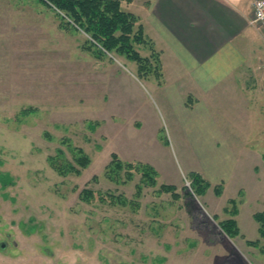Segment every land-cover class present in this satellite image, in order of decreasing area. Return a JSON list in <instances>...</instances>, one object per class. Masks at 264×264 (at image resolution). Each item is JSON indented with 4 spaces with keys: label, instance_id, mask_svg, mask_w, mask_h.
<instances>
[{
    "label": "rangeland",
    "instance_id": "374dc122",
    "mask_svg": "<svg viewBox=\"0 0 264 264\" xmlns=\"http://www.w3.org/2000/svg\"><path fill=\"white\" fill-rule=\"evenodd\" d=\"M86 38L37 0H0V264H264L254 219L264 210V107L249 119L255 129L236 109L218 113L211 165L205 133L181 129L163 106L164 74L158 81L123 57L97 58ZM65 142L91 158L79 175L50 165L59 148L72 161ZM114 153L154 162L158 185L133 207L98 194L82 201L86 187L136 198L139 174L127 183L104 176ZM192 172L210 181L205 194L196 195ZM163 183L175 192H159ZM231 218L235 238L219 224Z\"/></svg>",
    "mask_w": 264,
    "mask_h": 264
},
{
    "label": "crops",
    "instance_id": "0c3cea01",
    "mask_svg": "<svg viewBox=\"0 0 264 264\" xmlns=\"http://www.w3.org/2000/svg\"><path fill=\"white\" fill-rule=\"evenodd\" d=\"M130 9L161 52L163 106L181 129L205 133L212 165L218 113L236 109L249 125L264 107V27L251 23L253 0H133Z\"/></svg>",
    "mask_w": 264,
    "mask_h": 264
},
{
    "label": "trees",
    "instance_id": "16d2710c",
    "mask_svg": "<svg viewBox=\"0 0 264 264\" xmlns=\"http://www.w3.org/2000/svg\"><path fill=\"white\" fill-rule=\"evenodd\" d=\"M37 1L54 11L61 18L63 27L82 31L87 36L85 47L97 58L108 57L110 54L123 57L137 63L141 74L155 75L158 81L163 78L161 52L156 48L154 41L146 36L140 17L131 11L130 6L133 0ZM141 49L147 50L149 54L143 55ZM65 143L68 144L73 155L72 161L67 158L65 150L59 148L56 155L48 158L50 165L62 176L79 175L89 166L91 158L83 148L72 147L69 143ZM136 174L140 175L135 192L136 198L127 201L122 195H114L111 192H96L86 187L80 192V199L90 204L97 198L98 194L99 197L96 200L99 203L133 207L137 203V198L143 196V190L146 187L158 185V170L150 163L139 160H122L114 153L104 173L105 178L117 183L130 182ZM1 178L9 182L8 176L1 175ZM97 179L98 176H94V180ZM190 179L196 195L205 194L211 186L210 181L199 172H192ZM215 189L218 194H221L222 184L217 185ZM175 190V185L165 183L160 184L158 188L159 192H175ZM231 202L236 206L232 213L237 214L236 200L232 199ZM254 219L258 222L260 236L264 238V210L254 213ZM219 224L222 231L229 237L235 238L241 235L235 218L226 219ZM249 243L257 245L258 240Z\"/></svg>",
    "mask_w": 264,
    "mask_h": 264
},
{
    "label": "built area",
    "instance_id": "2783aa9c",
    "mask_svg": "<svg viewBox=\"0 0 264 264\" xmlns=\"http://www.w3.org/2000/svg\"><path fill=\"white\" fill-rule=\"evenodd\" d=\"M253 7L254 16L251 23L264 27V0H253Z\"/></svg>",
    "mask_w": 264,
    "mask_h": 264
}]
</instances>
